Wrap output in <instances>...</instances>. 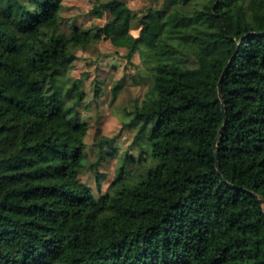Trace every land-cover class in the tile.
Returning a JSON list of instances; mask_svg holds the SVG:
<instances>
[{"label":"trees","instance_id":"1","mask_svg":"<svg viewBox=\"0 0 264 264\" xmlns=\"http://www.w3.org/2000/svg\"><path fill=\"white\" fill-rule=\"evenodd\" d=\"M151 1L133 35L123 0L68 33L62 0H0V264H264V0ZM100 35L152 66L128 123L147 163L96 198L60 77Z\"/></svg>","mask_w":264,"mask_h":264},{"label":"rangeland","instance_id":"2","mask_svg":"<svg viewBox=\"0 0 264 264\" xmlns=\"http://www.w3.org/2000/svg\"><path fill=\"white\" fill-rule=\"evenodd\" d=\"M107 0H62V16L66 19L62 31L69 32L74 25L82 29L95 31L109 19L107 11L100 17L93 13L95 5ZM136 19L131 24V33L138 31L139 20L148 12L162 9L163 5L151 0H123ZM146 49V48H144ZM76 59L65 68L60 77L64 93L70 86H77L84 97L80 103L74 104L73 92L65 96L67 106H74L79 118L87 126L84 138L86 144V170L80 181L87 184L94 196L98 198L108 187L109 179L115 169L128 153L131 162L126 165L130 172L143 171L147 161L140 160L139 148H131L136 129L130 128V112L136 104H140L151 82L152 60H146L147 51L129 53L126 48H117L103 35L75 51ZM117 93L113 98V88ZM98 91V92H97ZM115 138L111 145H105V159L99 164L102 152L98 142L102 139ZM106 152H109L107 154ZM108 176L102 180L100 188L96 173Z\"/></svg>","mask_w":264,"mask_h":264},{"label":"water","instance_id":"3","mask_svg":"<svg viewBox=\"0 0 264 264\" xmlns=\"http://www.w3.org/2000/svg\"><path fill=\"white\" fill-rule=\"evenodd\" d=\"M219 88H220V85H219ZM251 194L256 197V195L254 193H251ZM258 201H259L260 204H264V200L263 199L259 198Z\"/></svg>","mask_w":264,"mask_h":264}]
</instances>
